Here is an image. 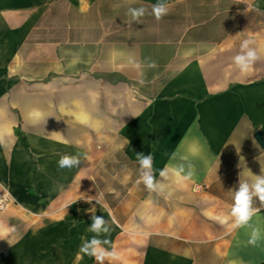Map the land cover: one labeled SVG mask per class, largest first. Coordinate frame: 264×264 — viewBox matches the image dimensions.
I'll list each match as a JSON object with an SVG mask.
<instances>
[{"label":"crops","instance_id":"obj_1","mask_svg":"<svg viewBox=\"0 0 264 264\" xmlns=\"http://www.w3.org/2000/svg\"><path fill=\"white\" fill-rule=\"evenodd\" d=\"M158 2L0 0V264H96L78 255L93 213L111 264H264V238L230 217L264 165V57L247 75L232 63L243 39L264 46V0H163L160 21ZM137 153L163 193L136 184ZM181 165L187 181L160 176Z\"/></svg>","mask_w":264,"mask_h":264},{"label":"clouds","instance_id":"obj_2","mask_svg":"<svg viewBox=\"0 0 264 264\" xmlns=\"http://www.w3.org/2000/svg\"><path fill=\"white\" fill-rule=\"evenodd\" d=\"M148 12V9L144 6L138 8H129L128 15L131 16L132 21L139 23L141 17ZM151 14L157 21H160L165 15L168 14V7L166 3L161 0L151 7ZM264 57V46H258L257 42L253 38H245L240 42L239 51L232 58V63L235 68L242 75L249 74L256 63ZM128 63L131 67L143 71L144 68H155L157 64L151 59H147L145 62H138L134 57H129ZM143 83V81H141ZM57 133V132H53ZM66 143V141H63ZM138 160V178L136 184H143L147 191L150 193L161 194L165 191L166 185L156 180L153 173V156L152 154L137 153ZM81 163L79 154L69 155L63 154L57 161L58 168L71 169L79 166ZM262 165V164H261ZM41 170L43 168L41 167ZM249 171V170H248ZM184 172L183 166L173 167L171 169H165L160 172L162 178H169L171 174L177 180L187 181L192 173L182 175ZM261 175H253L250 171L249 174L252 177L249 180H239L238 189L233 193V203L230 211V217L233 219L234 228H251L249 244L256 245L259 240L264 238V233L261 232L259 227H253L251 221L253 217L260 211V208L254 206L256 200L260 202V206L264 207V165L261 167ZM81 198V197H80ZM99 203V201H97ZM93 213V212H92ZM227 217L221 222H225ZM114 222V221H113ZM90 233L94 235L85 240L80 246L78 255H87L92 257L96 264H108L116 258L117 253L114 249L109 250L106 245H109L110 241L107 239L110 234L111 228L109 222L102 216L92 215V222L88 228Z\"/></svg>","mask_w":264,"mask_h":264},{"label":"built area","instance_id":"obj_3","mask_svg":"<svg viewBox=\"0 0 264 264\" xmlns=\"http://www.w3.org/2000/svg\"><path fill=\"white\" fill-rule=\"evenodd\" d=\"M11 202V198L6 192L0 193V213L5 211Z\"/></svg>","mask_w":264,"mask_h":264},{"label":"water","instance_id":"obj_4","mask_svg":"<svg viewBox=\"0 0 264 264\" xmlns=\"http://www.w3.org/2000/svg\"><path fill=\"white\" fill-rule=\"evenodd\" d=\"M255 140L257 141V143L264 148V138H262V135L259 131H257L254 135Z\"/></svg>","mask_w":264,"mask_h":264}]
</instances>
